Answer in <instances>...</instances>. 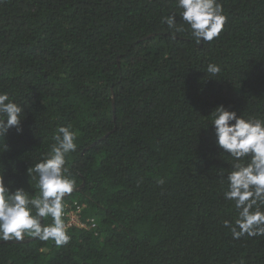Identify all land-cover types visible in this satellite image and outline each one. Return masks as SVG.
Masks as SVG:
<instances>
[{
    "label": "trees",
    "instance_id": "trees-1",
    "mask_svg": "<svg viewBox=\"0 0 264 264\" xmlns=\"http://www.w3.org/2000/svg\"><path fill=\"white\" fill-rule=\"evenodd\" d=\"M220 3L222 32L196 45L163 22L176 0H0V91L26 114L0 140L5 182L38 195L28 170L71 125L63 202L93 220L60 247L0 240V264H264V236L224 227L230 157L202 127L219 104L264 117V0Z\"/></svg>",
    "mask_w": 264,
    "mask_h": 264
},
{
    "label": "clouds",
    "instance_id": "clouds-1",
    "mask_svg": "<svg viewBox=\"0 0 264 264\" xmlns=\"http://www.w3.org/2000/svg\"><path fill=\"white\" fill-rule=\"evenodd\" d=\"M180 9L181 23L176 13L163 18L172 32H189L196 45L211 42L219 37L227 17L223 13L220 0H176ZM209 78L218 76L221 68L210 63L205 69ZM14 96L0 91V140L10 129L23 131L21 121L25 112ZM202 126L214 129L215 144L221 153L227 154L230 170L222 174L223 198L231 201L237 210V218L232 223L225 220L233 238L242 236H264V117L238 115L235 110L217 105ZM200 127V128H202ZM54 143L47 154L36 160L28 170L36 181L38 195H33L24 187L12 188L0 168V240H23L30 235L41 241H53L57 247L66 245L71 239L65 215L64 197L74 190L75 181L70 178L66 167V156L77 149V132L71 125L60 126L53 134ZM7 145H0V152ZM160 180L159 183H163ZM51 218L45 225L43 219ZM243 264V261H241Z\"/></svg>",
    "mask_w": 264,
    "mask_h": 264
},
{
    "label": "built area",
    "instance_id": "built-area-1",
    "mask_svg": "<svg viewBox=\"0 0 264 264\" xmlns=\"http://www.w3.org/2000/svg\"><path fill=\"white\" fill-rule=\"evenodd\" d=\"M74 206V207H73ZM73 206H69L66 208L65 211V217L67 218V224L69 226H77V227H91L92 226V219H88L87 221H82L80 218V212L83 207V205L73 204Z\"/></svg>",
    "mask_w": 264,
    "mask_h": 264
}]
</instances>
